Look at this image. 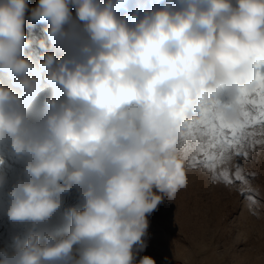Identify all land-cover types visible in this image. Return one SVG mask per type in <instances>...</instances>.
Here are the masks:
<instances>
[{"label": "clouds", "instance_id": "1", "mask_svg": "<svg viewBox=\"0 0 264 264\" xmlns=\"http://www.w3.org/2000/svg\"><path fill=\"white\" fill-rule=\"evenodd\" d=\"M261 62L264 0H0V197L24 226L0 264H137L147 214L187 183L184 121Z\"/></svg>", "mask_w": 264, "mask_h": 264}, {"label": "rangeland", "instance_id": "2", "mask_svg": "<svg viewBox=\"0 0 264 264\" xmlns=\"http://www.w3.org/2000/svg\"><path fill=\"white\" fill-rule=\"evenodd\" d=\"M37 3L38 0H28L29 12ZM72 11L75 15V8ZM46 26L27 19L26 14L25 32L31 41L26 54L38 58L44 51L41 41L50 47ZM0 80L8 82L2 72ZM227 99L221 97L222 101ZM7 162L14 168L20 167L12 159ZM239 163L246 174L255 173L244 195L240 193V182L231 186L212 183L202 168H185L186 186L173 201L164 198L147 214L144 246L134 249L137 264L144 256H151L156 264H264V150L257 147L249 159H240ZM249 195L254 196L255 203L246 198ZM6 206V200L0 197V249L12 251L13 236L22 234L24 226L14 227L8 221ZM70 206H79L75 190L65 195L57 220L64 208Z\"/></svg>", "mask_w": 264, "mask_h": 264}, {"label": "snow or ice", "instance_id": "3", "mask_svg": "<svg viewBox=\"0 0 264 264\" xmlns=\"http://www.w3.org/2000/svg\"><path fill=\"white\" fill-rule=\"evenodd\" d=\"M224 107L234 108L237 117L225 119ZM198 113L184 121L180 134L184 170L202 168L212 183L240 182L244 195L255 173L246 174L239 160L249 159L257 147L264 150V62L258 65L256 78L240 86L233 98L204 97ZM246 198L255 203L253 195Z\"/></svg>", "mask_w": 264, "mask_h": 264}]
</instances>
